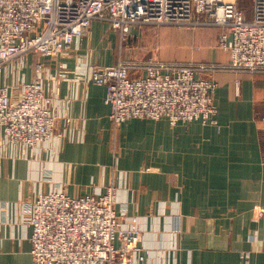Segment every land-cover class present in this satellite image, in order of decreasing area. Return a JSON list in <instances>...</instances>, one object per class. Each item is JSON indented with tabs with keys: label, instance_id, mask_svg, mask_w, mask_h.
<instances>
[{
	"label": "crops",
	"instance_id": "crops-1",
	"mask_svg": "<svg viewBox=\"0 0 264 264\" xmlns=\"http://www.w3.org/2000/svg\"><path fill=\"white\" fill-rule=\"evenodd\" d=\"M243 11L250 20L251 7ZM164 32L176 48L170 54L154 45ZM220 32L130 26L123 40L94 20L65 54L29 53L4 67L0 83L14 98L41 65L60 136L27 150L0 135V264H33L24 218L37 194L96 197L109 187L116 212L125 206L127 220L136 219L150 253L145 264H239L243 252L250 264H264V70L229 67V53L217 46ZM143 59L191 64L197 78L215 82L216 123L130 119L115 127L91 69Z\"/></svg>",
	"mask_w": 264,
	"mask_h": 264
},
{
	"label": "built area",
	"instance_id": "built-area-1",
	"mask_svg": "<svg viewBox=\"0 0 264 264\" xmlns=\"http://www.w3.org/2000/svg\"><path fill=\"white\" fill-rule=\"evenodd\" d=\"M250 4L248 20L238 0H0V75L25 54H65L94 20L107 22L123 40L130 26H215L221 29L217 46L229 53V67L264 70V0ZM195 67L151 59L120 62L91 69L90 80L105 88L104 103L115 127L130 119L215 124L216 84L197 78ZM41 69L38 64L34 79L18 86L17 97L0 83V135L11 146L34 150L60 136L54 132L56 115L48 108ZM131 69L143 75L131 76ZM115 204L113 187L96 197L37 194L24 218L31 228L33 264H145L150 253L141 244L136 219L128 221L125 206L116 212ZM249 257L243 252L239 264H250Z\"/></svg>",
	"mask_w": 264,
	"mask_h": 264
},
{
	"label": "rangeland",
	"instance_id": "rangeland-1",
	"mask_svg": "<svg viewBox=\"0 0 264 264\" xmlns=\"http://www.w3.org/2000/svg\"><path fill=\"white\" fill-rule=\"evenodd\" d=\"M238 1L240 2V6H241L242 10L245 9L247 11L251 7L250 0H238ZM139 26L144 27V26H153V25H147V24H145V25H139ZM160 26L165 27L163 25H160ZM153 27H155V26H153ZM166 27H170V26H166ZM184 27H188V28L190 27V28H192V26H182V27H176V28H184ZM167 33L168 32L162 33L160 35V37L157 38V40L155 42L156 44H154V45H158L159 46V48H160V50H161V52L163 54H164L165 51H168V50H169V54H170L172 52L171 51V48H173V50H176L175 46L172 44V38L170 36H168ZM143 38L144 37L142 36L140 42L143 41ZM147 40H148V37L144 39V41H147ZM177 41L179 42V40H177Z\"/></svg>",
	"mask_w": 264,
	"mask_h": 264
}]
</instances>
